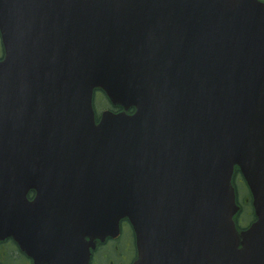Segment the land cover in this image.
<instances>
[{
	"label": "water",
	"instance_id": "obj_1",
	"mask_svg": "<svg viewBox=\"0 0 264 264\" xmlns=\"http://www.w3.org/2000/svg\"><path fill=\"white\" fill-rule=\"evenodd\" d=\"M0 33V241L90 264L128 218L133 264H264V2L0 0Z\"/></svg>",
	"mask_w": 264,
	"mask_h": 264
},
{
	"label": "rangeland",
	"instance_id": "obj_2",
	"mask_svg": "<svg viewBox=\"0 0 264 264\" xmlns=\"http://www.w3.org/2000/svg\"><path fill=\"white\" fill-rule=\"evenodd\" d=\"M1 51H2V46H1V40H0V53H1ZM94 101H95L96 108H97L96 110L99 114L103 110L110 107V104H108V101L106 100L105 96L103 95V92H97V94H95V96H94ZM236 182H237L238 191H239L238 196L240 195L239 199L242 201L244 199V198H242V196L245 195L247 191H245V189L243 187L244 182L240 176L236 178ZM247 210H248V207L245 205V208H243V213H242L243 217L246 215ZM248 220L249 219L246 218L244 222L247 223ZM118 245H120V242L110 243V244L102 247V250L98 254L100 264H107L109 259H114L115 250H116L115 247ZM8 249H9V251H8ZM11 251L12 250H11L10 246L8 245V243L7 244H0V259L4 260V258H8V264H20L21 262H23L20 257L13 256V253H11ZM9 253L11 254L10 256H12V257H8ZM104 255H106L107 258L104 257ZM128 261L129 260H127V262ZM93 264H96L95 259H93ZM97 264H99V263L97 262Z\"/></svg>",
	"mask_w": 264,
	"mask_h": 264
},
{
	"label": "flooded vegetation",
	"instance_id": "obj_3",
	"mask_svg": "<svg viewBox=\"0 0 264 264\" xmlns=\"http://www.w3.org/2000/svg\"><path fill=\"white\" fill-rule=\"evenodd\" d=\"M117 241H120V245L115 247L117 250L116 258L110 259L108 264H126L127 260H130L135 255L137 256L136 236L131 224L127 220L122 221L121 235L119 239L115 241H107L106 243H115ZM22 256L25 264L33 263L32 259L29 258L26 254L23 253Z\"/></svg>",
	"mask_w": 264,
	"mask_h": 264
},
{
	"label": "trees",
	"instance_id": "obj_4",
	"mask_svg": "<svg viewBox=\"0 0 264 264\" xmlns=\"http://www.w3.org/2000/svg\"><path fill=\"white\" fill-rule=\"evenodd\" d=\"M114 110H118V109H120V107L119 106H116V107H114L113 108ZM238 173H239V170H238V168H236V173H235V177H234V185H235V188H236V190H237V192H238V186H237V182H236V177H237V175H238ZM1 261V260H0ZM2 262V261H1ZM3 264H7L6 262H2Z\"/></svg>",
	"mask_w": 264,
	"mask_h": 264
}]
</instances>
